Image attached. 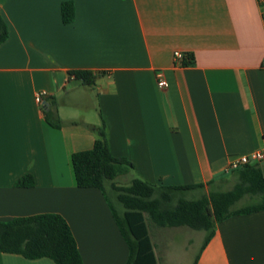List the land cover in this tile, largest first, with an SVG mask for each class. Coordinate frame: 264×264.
Masks as SVG:
<instances>
[{"label": "crops", "instance_id": "crops-1", "mask_svg": "<svg viewBox=\"0 0 264 264\" xmlns=\"http://www.w3.org/2000/svg\"><path fill=\"white\" fill-rule=\"evenodd\" d=\"M63 1L0 0L9 29L0 45V221L58 213L84 264H126L108 200L76 185L71 155L93 147L103 119L111 153L134 165L129 183L229 179L233 158L264 147V0H70L68 24ZM176 50L192 62L175 64ZM74 69L100 76L85 86ZM52 101L59 128L44 116ZM27 174L34 184L18 186ZM0 264L56 263L0 250ZM196 264H264V209L217 224Z\"/></svg>", "mask_w": 264, "mask_h": 264}, {"label": "trees", "instance_id": "trees-1", "mask_svg": "<svg viewBox=\"0 0 264 264\" xmlns=\"http://www.w3.org/2000/svg\"><path fill=\"white\" fill-rule=\"evenodd\" d=\"M61 17L65 24L74 21L73 1L61 3ZM8 36V25L0 13V45ZM192 60V55L186 53L181 64L188 65ZM68 73L85 86H93L100 76V73L89 69H74ZM43 111L49 124L57 128L62 126L56 101L44 105ZM95 132L91 149L71 155L75 182L78 187H96L104 193L129 249L126 264H158L149 234V223L159 227L188 226L204 230L206 236L202 252L213 237L217 224L232 215L264 209V171L260 163L247 164L232 172L237 175V181L231 189L226 190L221 189L222 181L217 183L216 180L207 184L164 185L133 177L128 185H119L117 178L126 176L134 165L127 158L116 157L111 153L103 119ZM33 184L34 179L30 174L17 181L18 186ZM192 191H201V194L187 197ZM110 192L120 203L121 212L109 200ZM247 195L257 200L240 205L239 202ZM0 250L31 259L48 257L56 264H84L71 227L58 213L0 221Z\"/></svg>", "mask_w": 264, "mask_h": 264}, {"label": "rangeland", "instance_id": "rangeland-1", "mask_svg": "<svg viewBox=\"0 0 264 264\" xmlns=\"http://www.w3.org/2000/svg\"><path fill=\"white\" fill-rule=\"evenodd\" d=\"M130 174L132 172L128 173L126 177H130ZM127 180L125 176H120L117 178V183L119 185H127L129 183ZM236 181L237 175L232 174L229 179L222 182L221 189H231ZM200 194L201 191H192L187 194V197H198ZM109 200L117 211L121 212L123 210L113 192L109 193ZM256 200L257 198L247 195L239 204L243 205ZM148 229L153 241H155L154 243L157 244V253L163 254V264H194L196 257L201 252V247L206 236L204 230H196L188 226L159 227L153 223H149Z\"/></svg>", "mask_w": 264, "mask_h": 264}, {"label": "built area", "instance_id": "built-area-1", "mask_svg": "<svg viewBox=\"0 0 264 264\" xmlns=\"http://www.w3.org/2000/svg\"><path fill=\"white\" fill-rule=\"evenodd\" d=\"M186 53L180 50H176L173 54L175 64L182 65V61ZM157 84L161 89L167 88L169 86L168 80L162 72H157ZM48 95V92L45 90L38 91L36 93V101L39 104L45 103V98ZM264 161V147L258 150H255L248 154H242L233 158L226 167L227 173H232L247 164L251 163H261Z\"/></svg>", "mask_w": 264, "mask_h": 264}]
</instances>
